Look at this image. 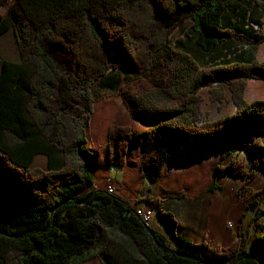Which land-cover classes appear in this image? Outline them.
Returning a JSON list of instances; mask_svg holds the SVG:
<instances>
[{
    "label": "trees",
    "instance_id": "1",
    "mask_svg": "<svg viewBox=\"0 0 264 264\" xmlns=\"http://www.w3.org/2000/svg\"><path fill=\"white\" fill-rule=\"evenodd\" d=\"M263 17L264 2L254 0H0V36L12 30L19 53L18 61H0V264L93 257L101 264H264V230L250 244L239 232L217 249L183 235L172 213L145 199L139 207L153 215L157 207L171 232L166 239L136 206L97 187L100 158L86 135L94 85L107 79L139 127H109L107 169L124 167L137 144L142 174L153 182L178 151L220 149L217 176L251 180L264 172V99L245 97L248 80L264 81ZM186 21L206 55L228 41L239 47L201 66L171 41ZM112 71L132 81L123 84ZM204 88L219 101L228 90L235 112L210 119L201 107ZM241 152L253 158L251 170ZM39 155L44 168L34 166ZM215 188L213 181L209 191ZM256 194L264 198V185Z\"/></svg>",
    "mask_w": 264,
    "mask_h": 264
},
{
    "label": "rangeland",
    "instance_id": "2",
    "mask_svg": "<svg viewBox=\"0 0 264 264\" xmlns=\"http://www.w3.org/2000/svg\"><path fill=\"white\" fill-rule=\"evenodd\" d=\"M254 1L255 3L256 1L264 2V0ZM255 7L257 15H262L260 7L257 4ZM2 11L5 9L2 8ZM262 21L264 30V17ZM171 41L173 44L180 41L201 66L219 64L229 54H234L235 48L239 47L238 43L228 41L206 55L194 44L189 21L172 33ZM258 58L264 61V44L259 48ZM2 59L19 60L12 30L0 36V61ZM113 74H120L123 84L132 81V77L122 71H112L110 75ZM106 82L107 79H104L102 83L94 85L95 102L86 131L89 147L94 153L97 152L100 158L95 165L97 187L107 189L109 185H112L113 193L121 195L134 206L144 205L146 204L145 199L150 198L159 203L165 211L172 213L175 219L178 217L177 222L183 221L188 211L197 214L206 226L211 225L214 219L222 218L231 239L223 245H212L213 243L209 240L208 242L217 249H222L235 242L239 232L246 239L247 244H250L255 234L264 230V217L259 210V208L264 209V198L256 194L264 185V172L259 169L258 174L251 180L232 178L228 175L217 176L215 168L220 163V149H217L214 154L196 157H189L188 154L183 156V151H178L164 170L162 177L157 182H153L142 174L140 163L143 148L137 144L129 146L124 167L110 166L107 169L105 160L108 158L107 133L109 127L113 124L129 126L133 129L139 127L131 120L118 90L108 89L104 85ZM199 93L202 96V110L208 112L210 119H217L235 112L228 90L225 91L222 101L210 98L207 88ZM245 97L249 101L264 99V81L248 80ZM238 158L245 162L247 169H252L253 158L251 156L241 152ZM45 164L44 156L36 157L34 166L44 168ZM213 181L216 182L217 188L209 191ZM252 199L259 202L258 206L251 205ZM155 208V216L150 224L166 239L172 238L169 227L158 217V209ZM179 214L182 216L180 217ZM81 264H101V261L98 257H93Z\"/></svg>",
    "mask_w": 264,
    "mask_h": 264
},
{
    "label": "crops",
    "instance_id": "3",
    "mask_svg": "<svg viewBox=\"0 0 264 264\" xmlns=\"http://www.w3.org/2000/svg\"><path fill=\"white\" fill-rule=\"evenodd\" d=\"M207 154H210V153H207ZM182 155L184 156L187 154L183 151ZM203 155H206V154H203ZM187 156L196 157L200 155L192 154V155H187ZM136 207H139V206H136ZM259 210H263V208H260ZM179 216L181 217L182 214L181 215L179 214ZM176 219L178 220V217ZM150 227L156 230L152 224H150ZM178 227H179V231L183 235H185L186 237H188L189 239L193 241L211 240V242L213 243L212 245L214 244L223 245L225 242L231 239V236H229L228 232L225 229V221L222 218L214 219L211 225L206 226L205 224H203V222H201V219L197 214H194V212L191 213L190 211H188L183 221L178 222ZM263 229H264V226H263Z\"/></svg>",
    "mask_w": 264,
    "mask_h": 264
},
{
    "label": "built area",
    "instance_id": "4",
    "mask_svg": "<svg viewBox=\"0 0 264 264\" xmlns=\"http://www.w3.org/2000/svg\"><path fill=\"white\" fill-rule=\"evenodd\" d=\"M109 188H107V190L110 193H113V186L109 185ZM136 213L137 215L147 224L150 225V223L152 222L153 218L155 215H153V213L151 212V207L149 206H144V207H136ZM229 225L232 226V223L229 222Z\"/></svg>",
    "mask_w": 264,
    "mask_h": 264
},
{
    "label": "bare ground",
    "instance_id": "5",
    "mask_svg": "<svg viewBox=\"0 0 264 264\" xmlns=\"http://www.w3.org/2000/svg\"><path fill=\"white\" fill-rule=\"evenodd\" d=\"M151 212H152V209H151Z\"/></svg>",
    "mask_w": 264,
    "mask_h": 264
}]
</instances>
